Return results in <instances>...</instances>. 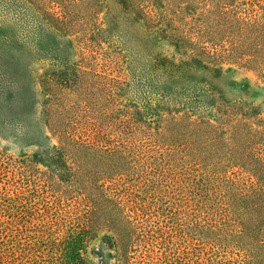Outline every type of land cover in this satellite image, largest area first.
Masks as SVG:
<instances>
[{"label": "rangeland", "instance_id": "obj_1", "mask_svg": "<svg viewBox=\"0 0 264 264\" xmlns=\"http://www.w3.org/2000/svg\"><path fill=\"white\" fill-rule=\"evenodd\" d=\"M53 1L49 15L34 0H0V240L10 234L6 227L24 231L21 243L35 233L36 220L24 224L26 219L14 218L21 207L8 200L22 197L16 162L29 160L45 172L55 168L59 144L45 121L42 85L50 75L55 87L50 97L63 117L96 124L108 135L115 127H128L122 138L138 143L142 168L135 191L168 232V244L157 245L152 264H194L197 255L214 264L239 260L246 240L238 241L219 215L211 219L209 214L208 220L202 215L215 208L221 194H231L244 175L226 163L212 141L188 130L186 119L179 127L161 126L159 120L172 111L215 123L212 107L229 106L250 120L262 119L257 129L264 135V75L238 64L196 65L177 47L170 34L174 25L149 24L129 0ZM233 1L240 11L252 9L264 20V0ZM167 3L160 0L159 12L149 11L172 14L178 4ZM212 18L210 27L222 23ZM181 62L190 68L178 69ZM67 180H57L44 200L60 202L70 221L80 200ZM45 201L35 204L31 217L37 218L38 209L42 213ZM112 235L106 225L95 229L81 246L87 264H117Z\"/></svg>", "mask_w": 264, "mask_h": 264}, {"label": "trees", "instance_id": "obj_2", "mask_svg": "<svg viewBox=\"0 0 264 264\" xmlns=\"http://www.w3.org/2000/svg\"><path fill=\"white\" fill-rule=\"evenodd\" d=\"M34 1L47 14L50 6L56 7L53 0ZM167 1V5L178 4L167 16L162 11L153 16L149 11L152 7L155 13L159 12L160 0H129V5L147 16L149 24L162 20L174 25L170 34L176 38L177 47L184 54L189 52L190 60L196 65L200 62L238 64L264 75V20L252 9L240 11L233 0ZM253 1L247 0V4ZM211 16V20L222 23L210 27ZM177 68L189 69V62H181ZM53 81L47 75L42 85L47 95L45 121L59 144L53 158L55 168L45 172L29 160L16 162L15 169L23 186L19 192L22 197L8 198L10 203L21 207L17 217H13L26 219L24 224L32 220L37 223L33 227L35 233L23 237L25 243H21L24 231L6 227L10 234L0 240V264H87L86 257L80 253L81 246L94 237L99 225H106L113 232L110 242L116 248L117 264H152L158 259L154 257L157 245L167 246L168 232L156 220L146 199L135 191L142 168L138 143L122 138L128 127L117 130L115 127L113 134L108 135L96 124H79L63 117L62 112L54 109L50 97L55 95ZM212 110L217 114L213 116L216 124L208 117L191 119L172 111L161 116L159 122L161 126L167 122L179 127L186 119L188 130L198 138L212 141L217 152L225 156L226 163L244 175L242 183L233 185L231 194H221L215 208L202 216L208 220L209 214L211 219L219 215L238 241L246 240L240 246L239 260L221 263L264 264V135L257 129L262 119L250 120L246 113L229 106L214 105ZM129 129L134 132L133 128ZM64 178L78 192L80 202L75 207V220L66 219L69 212L63 211L60 202L48 204L44 200L53 193L56 181ZM22 201L26 206L21 205ZM40 201L46 202L44 210L40 213L37 208L34 219L29 213L35 211V204ZM198 210L194 211L195 215ZM196 224L199 226V221ZM195 257L194 264H214L211 259Z\"/></svg>", "mask_w": 264, "mask_h": 264}]
</instances>
